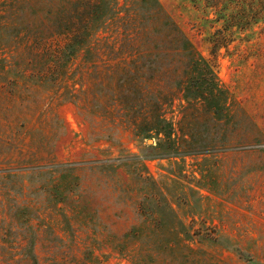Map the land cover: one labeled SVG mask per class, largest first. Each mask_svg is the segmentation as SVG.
<instances>
[{"label":"rangeland","instance_id":"rangeland-1","mask_svg":"<svg viewBox=\"0 0 264 264\" xmlns=\"http://www.w3.org/2000/svg\"><path fill=\"white\" fill-rule=\"evenodd\" d=\"M33 44L72 55L0 69V264H264V0H0Z\"/></svg>","mask_w":264,"mask_h":264},{"label":"trees","instance_id":"trees-1","mask_svg":"<svg viewBox=\"0 0 264 264\" xmlns=\"http://www.w3.org/2000/svg\"><path fill=\"white\" fill-rule=\"evenodd\" d=\"M243 4V2H242ZM254 15V14H253ZM232 19L234 15H231ZM236 19V17H235ZM231 18L229 20L225 19L224 25L215 30L214 33L210 36L208 43L210 53L217 54L221 49H227L229 44L233 41L234 35L232 28L236 26V24H232ZM55 28V27H52ZM44 44L43 47L46 45ZM50 47V46H49ZM39 46L37 44L29 45V52L24 57L26 53L10 52L8 55L3 54L4 47L0 45V69L11 70L12 65H25L30 66L32 68L41 67L42 71H55L57 68L63 66L66 62H68L71 58L72 52H68L67 54H59V53H50L46 51L45 53H36L34 50L38 52ZM8 67V68H7ZM150 151V150H148ZM153 155V152H148V156ZM170 157V156H167Z\"/></svg>","mask_w":264,"mask_h":264}]
</instances>
